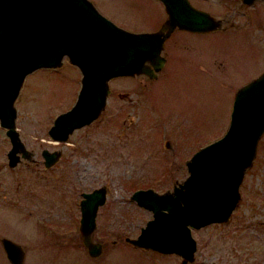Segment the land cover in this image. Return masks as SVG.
Listing matches in <instances>:
<instances>
[{"label":"rangeland","instance_id":"374dc122","mask_svg":"<svg viewBox=\"0 0 264 264\" xmlns=\"http://www.w3.org/2000/svg\"><path fill=\"white\" fill-rule=\"evenodd\" d=\"M91 1L116 24L134 31H151L144 29L165 15L156 0ZM206 7L218 14L225 8ZM248 10L233 18L240 27L243 23L244 35L179 31L189 43H174L179 48L172 59L169 44L162 45L159 53L171 60L155 76L111 77L98 115L65 140L50 138L47 128L73 102L78 67L63 55L60 65L25 75L13 105L29 158L20 156L8 166L9 141L0 126V237L23 246L22 264H182L176 253L140 248L124 239L151 216L129 194L137 187L171 188L187 173L184 159L226 128L235 89L264 69V1ZM204 56L209 58L205 63ZM43 147L59 150L48 167L42 162ZM98 185L105 186L106 196L97 207L91 237L101 241L102 249L90 256L80 239L78 199L82 190ZM238 189L225 221L190 228L195 248L185 264H264V130ZM0 264H11L1 244Z\"/></svg>","mask_w":264,"mask_h":264},{"label":"water","instance_id":"95a60500","mask_svg":"<svg viewBox=\"0 0 264 264\" xmlns=\"http://www.w3.org/2000/svg\"><path fill=\"white\" fill-rule=\"evenodd\" d=\"M164 2L168 16L158 28L134 31L101 13L91 0H0V126L8 137V166L20 156L29 158L15 126L13 100L25 75L38 67H56L62 56L80 71L72 104L57 112L47 128L54 140H65L74 128L94 119L105 103L108 80L117 75L155 76L164 57L163 39L177 25L191 30L216 28L217 19L187 0ZM250 2V1H249ZM264 130V69L238 86L232 97L228 123L215 139L198 146L185 158L187 173L163 191L138 187L129 199L150 210L134 236L133 246L173 252L185 264L193 257L195 239L190 228L225 221L238 197V185ZM45 167L57 160L59 150L41 148ZM105 186L80 192L78 229L90 256L102 249L93 240L97 207L105 200ZM0 244L11 264H22L20 243L1 236Z\"/></svg>","mask_w":264,"mask_h":264},{"label":"flooded vegetation","instance_id":"af4514ba","mask_svg":"<svg viewBox=\"0 0 264 264\" xmlns=\"http://www.w3.org/2000/svg\"><path fill=\"white\" fill-rule=\"evenodd\" d=\"M156 1H158L160 3V5L162 6V9H163V11L165 13L164 18L160 22L157 23L158 25L157 24H156V26L153 25L150 28H146L144 30H155L156 28L159 27L161 22L164 19H166L167 16H168V13H167L166 9L164 8L163 0H156ZM166 1H169V0H166ZM170 1L173 2V3H181V2H183V0H170ZM187 1L192 6H194L196 8L206 10L210 15H212L214 18H216L217 19V26L213 30L201 31V30H191V29H187V28H181V27H179L177 25H174L173 28L168 32L166 37L163 39V42H162L163 47H165V45L167 43L169 44V46H170L169 50H170V53H171V56H170L171 59L173 57L174 51L179 48L174 43H176V42H178V43L179 42H185L186 44L189 43L188 39H185L184 37L179 36V33H180L179 31H182V32H185V33H186V31H188L190 33L193 32V33H196L195 35L200 36V35H202L204 33L207 34V33L217 32L219 34H222L223 32L226 33L228 31L232 30V31H237L238 33H242V35H244L246 33H245V27L243 26V23L241 24V27H240V25H237V22L233 18H235V17L238 18V17H242V16L247 15L248 11H249L248 8L250 6L253 7L256 3H259V2L264 1V0H187ZM207 5L223 6L225 8H224L223 11H221V14H218L215 11L210 10L209 8H207L206 7ZM171 38H173L174 41H172ZM200 43H202V41H200ZM180 50L183 51L182 48H180ZM184 50L187 53H189V50H187V49H184ZM161 55L164 57L163 64H165V62H167L170 59V57H168L166 54H163V53ZM183 56L190 58V59H187L188 62H190V61L192 63L195 62V57L192 58V57L189 56V54L188 55L183 54ZM204 57H207V56H204ZM200 58L203 61V63H205V60H209L208 57H207L208 59H206V58L203 59V57H200ZM196 67L202 69V67H198V66H196ZM157 71H156V73H157Z\"/></svg>","mask_w":264,"mask_h":264}]
</instances>
